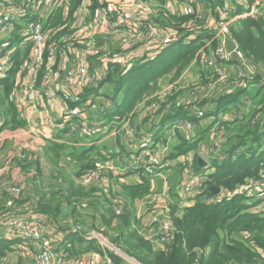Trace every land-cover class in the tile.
<instances>
[{
    "label": "built area",
    "instance_id": "obj_1",
    "mask_svg": "<svg viewBox=\"0 0 264 264\" xmlns=\"http://www.w3.org/2000/svg\"><path fill=\"white\" fill-rule=\"evenodd\" d=\"M238 1L243 4L244 11L233 15L229 0H224L214 13L210 12L203 0H162L165 12L191 17L175 28H165L152 20L159 6L154 0H0V79L6 78L13 66L19 64L10 100L25 125L15 133L22 135L27 131V124H41L44 117H56L55 112L61 117L65 115L66 121L75 119L69 124L76 126L71 134L75 144H90L91 136L97 134L98 125L103 124L108 131H113L109 134L120 138L124 152L118 147L107 155L102 153L103 159L99 165L84 171L78 177V184L87 187L102 183L108 191L117 179L132 177L135 184L143 183L146 178L150 180L152 191L136 204V215L140 223L139 232L156 250H165L176 232L173 219L169 216V207L160 205V201L169 199L170 195L168 182L161 178L172 167L181 176L174 192L176 197L174 201L170 200V213L174 202L181 210L194 205L198 195L208 186L209 174L214 171L212 159L225 158L220 146L226 142V137L225 131L220 130V124L233 119V114L229 112L218 123L212 124L207 134L214 139L217 152L210 155L208 141L200 137L196 120L191 116L174 119L168 116L165 119L168 109L179 108L188 110L196 119L206 118L207 111L201 102L205 96L212 95L210 91L205 90L201 94L199 90L191 89L184 95L178 94L177 81L145 97L128 117L112 122H109L112 119L92 120L89 112L92 114V109L99 106L94 100L100 97L92 95L84 101L83 95L87 88L97 84V78L101 75L105 77L110 65H120L124 72L135 62L151 60L171 44L179 40L191 41L203 32L210 35L205 43L208 45L210 40L218 39L217 55L230 59L231 54L225 45L233 22L255 15L264 19V0H254L252 3ZM58 16L60 19L55 20ZM160 28L165 30L161 32ZM256 73L257 68L245 60L243 71H239L233 84L221 72L215 92L218 95L231 94L237 86L246 87L247 83L254 81ZM223 83L226 85L223 86ZM1 114L0 118H4ZM146 120L149 122L144 127ZM3 123L0 121V128ZM52 129L51 126L44 131L52 135ZM175 133L181 135L183 140L197 142L196 148L172 156L176 151L169 139ZM106 134L105 130H101V135ZM24 136L28 137L26 145L42 144L38 137L31 134ZM196 161H202L199 164L204 171L197 169ZM263 178L264 171H261L258 178L247 179L234 189L221 187L207 202L221 203L236 195H244L250 197L249 204L254 211L259 204H252L251 196L261 198ZM158 181H162V189L157 187ZM11 190L18 192L20 189L12 187ZM111 202L117 216L126 212L128 203L124 197L117 195ZM29 228L24 227L28 231ZM73 230L78 229L73 227ZM80 232L87 239H100L94 234ZM18 238L28 240L24 234ZM103 241L116 254L121 251L107 238ZM42 247L36 253V264H57L55 259L62 261V264H114L112 257L105 252H86L80 258L73 259L65 257L60 249L56 250L59 252L57 259L50 245ZM259 251L264 258V249ZM199 253H203V250ZM91 256L94 259L91 260Z\"/></svg>",
    "mask_w": 264,
    "mask_h": 264
},
{
    "label": "trees",
    "instance_id": "obj_2",
    "mask_svg": "<svg viewBox=\"0 0 264 264\" xmlns=\"http://www.w3.org/2000/svg\"><path fill=\"white\" fill-rule=\"evenodd\" d=\"M203 1L212 13L224 2V0ZM229 1L232 5L233 15L243 13L244 6L241 1ZM243 1L254 2V0ZM154 2L159 6L156 8L157 12L152 20L162 27L175 28L191 18L165 12L162 0H154ZM214 18L217 19V17ZM59 19L60 16L55 20ZM203 24L204 22L201 21L202 26H204ZM164 30V28H160L161 32ZM207 39H210V35L203 32L198 38L191 41L179 40L164 49L154 59L135 62L131 68L124 72L120 65L112 64L105 77L103 78L101 75L100 78H97V84L87 88L83 95L84 101L92 95L100 97L94 100L99 106L92 109V114L89 112V117L92 120L107 118L109 120L113 118L109 122L123 120L129 116V113L141 100L162 88L161 80L169 76V84L176 83L185 70L193 66L196 61L199 70L198 81L196 84L192 83L191 89L199 90L201 94L205 90L212 93L209 97L203 98L201 106L205 108L206 104L209 102L212 104L216 99L217 115L229 111L237 113L234 121H224L220 124V130L225 131L226 137V142L221 148L225 158L212 159L214 171L209 174L208 186L204 188L196 203L183 210L179 208L177 202L171 204L176 232L165 250H156L152 243L139 232V221L134 204L136 200L145 198L151 193L150 180L146 178L143 183L137 184L121 183L118 196L124 197L127 201V210L120 216H117L114 210L110 217L103 215L102 223L108 230L115 232L111 235L114 245L140 264H264V258L259 251V249H264V213L251 209L250 197L236 195L221 203L206 201L213 196L210 186L234 189L237 185L245 183L247 179L258 178L261 171H264V19L255 15L241 17L233 22L227 32L225 45L228 53L231 54L230 59L217 55L218 39L210 40L208 45L205 43ZM245 60L257 68L256 79L247 83L246 87L237 86L231 94L218 95L215 89L219 85L221 72L225 73L233 84L239 71H243ZM18 65L16 63L13 66L6 78L0 79V103L2 106L0 116L1 113L4 115V118H0V121H4L1 130L9 128V126V129H16L25 125L24 121L19 118L16 106L10 100ZM225 85L226 83H223V86ZM101 88H105L107 91L100 92ZM111 92H113L112 97L108 96V93ZM178 94L184 95L186 92L179 90ZM241 103L242 111L238 109ZM174 111L176 113L170 116L173 119L179 116L189 118L191 114L183 108L174 109ZM213 113L214 111L208 110L206 115ZM102 114L107 116H102ZM191 117L196 119L192 114ZM202 131L205 136L206 131ZM119 144L124 152V145L120 138L114 142L117 147ZM196 146L197 142L183 140L175 146L176 153L172 156L195 149ZM49 147L50 149L46 148L47 157L51 156L52 158L54 153L59 155L52 158L54 161L64 154L60 150L62 148L60 145ZM94 147L99 149L96 145ZM208 148L210 155L217 152L213 145L211 147L208 145ZM21 151V156H11L9 153L6 156V169L4 173L0 172V183L3 182L9 186V189L1 192L0 202L4 205L7 203L4 196H9V201H13L15 204L12 208H3L5 205H2L0 210L8 213L17 211V206L20 205L21 208L28 200L21 190L18 192L11 190L12 187L21 189L19 185L21 179L12 177L14 169L19 166L22 157L26 156V147L24 146ZM90 151V148L85 147L72 153L73 156L69 155L80 166L76 172L79 176L84 172V168L90 166L94 160L90 158L88 153ZM100 157H102V153H100ZM88 158L89 162L86 163L85 160ZM195 163L199 171H204L198 161ZM8 170L10 171L6 173ZM76 181H70L69 187L64 190L65 192L69 190L66 195L68 202H72L73 195H77L78 198H92L95 189L82 187ZM28 184L31 183L28 182ZM171 195L176 197L174 192ZM51 204L52 202H41L38 210L49 217L51 223L55 224L60 219L61 205L52 206ZM109 207L112 208V202ZM118 218L119 223L115 227L117 223H114V220ZM54 226H56L55 232H60L63 229L60 225ZM78 239L77 243L67 249L71 253L62 250L65 257L74 256L72 250L76 249L75 245L77 244L80 246L77 251H74L77 252L76 254L103 252L97 240L87 239L83 236H79ZM201 250L203 253H199ZM110 256L114 264H127L121 256L113 251L110 252Z\"/></svg>",
    "mask_w": 264,
    "mask_h": 264
},
{
    "label": "rangeland",
    "instance_id": "obj_3",
    "mask_svg": "<svg viewBox=\"0 0 264 264\" xmlns=\"http://www.w3.org/2000/svg\"><path fill=\"white\" fill-rule=\"evenodd\" d=\"M155 58V57H154ZM153 58V59H154ZM194 61L193 66L186 69L183 75L178 80L179 86L176 87L181 91H185L188 93L191 90L192 83L196 84L198 81L199 70ZM169 77V76H168ZM168 77L161 80L162 89L169 86ZM172 77V76H171ZM113 88L111 89V91ZM107 91L105 88H101L100 92ZM108 96L112 97L113 92L108 93ZM216 99L211 104L210 102L205 107L206 111H214L216 113ZM249 102V101H248ZM241 111L243 110L242 103L239 105ZM230 113L237 114L236 112ZM33 114V112H32ZM56 117L47 116L44 117L43 122L40 124L30 125L27 124V131L22 132V136L31 134L35 137H38L42 144L41 146L34 145L35 143H31L30 145H25L26 147V156L22 157L19 166L14 169L12 177H19L21 179L19 185L21 186V191L28 197V200L22 205L17 206V211H11L10 213L4 212L0 210V245L5 242V237L8 235L10 237H18L19 235L27 236L26 239H37L32 246L25 247L26 249L16 248L3 250L0 249V264H36V253L39 249H42L45 244L50 245L53 248V255L58 259L59 252L56 251L55 244H52L53 238L57 237V232H55L54 225H60L63 227L61 230L64 233L66 230L74 227L82 232L91 233L92 235L98 236L100 239L96 238L102 247V251L107 253L110 256V252H115L110 249V246L103 241V239H108L109 242L113 243L111 240V235L115 232L112 230H108L107 227L102 223L103 215L106 217H110L112 214L111 207L107 206L105 202V197L103 195V189L100 183H96L99 187H86L87 189L94 188L93 197L90 199L87 198H78L77 195H73L71 197V203L68 202V191H64L67 187H69L70 181H76L79 177V174L76 172L79 170V165L69 158L67 155H72V153H76L78 151L77 147L72 142V133L75 129V125H70L75 119H70L68 121L64 120L65 115L62 117L55 112ZM74 114V113H73ZM72 114V115H73ZM60 116V118L58 117ZM207 123H211L215 120L214 116L206 117ZM149 121H144L143 125L146 127ZM218 123V122H217ZM216 124V123H215ZM53 127L52 135L48 134L44 131L45 128ZM23 127V126H22ZM10 128V126H9ZM5 128L2 130V136L0 139V172L5 171L6 169V156L10 153L11 156L22 155V151L24 146L19 145L10 135L16 130L19 131L21 127L16 129ZM101 130H105L106 133H112L113 131H108L107 128L101 124L96 127L97 134L91 136V142L94 137L104 138L105 135H101ZM28 137H26V141ZM98 140V138H94V141ZM210 147L213 145L215 150L217 149L216 143L214 139L212 140L210 136L206 139ZM114 139L109 138L104 141H98V153L94 152L90 155V158L94 159L92 164L88 167L84 168L86 170L95 169L100 161L103 159L100 157V153L107 155L108 153L113 152L117 146H114ZM181 135L175 133L172 137H170L169 142L172 146L178 145L182 142ZM95 143L92 142V145ZM51 145H60L62 148L60 149L64 154L57 159V161L52 160V158H56L57 155L54 153L51 156H46V151L50 149ZM2 147V148H1ZM222 147V145L220 146ZM219 147V148H220ZM58 150V149H57ZM40 151L43 155H40ZM85 162H89V158L85 160ZM13 170V169H12ZM8 170L6 173H8ZM161 180H166L169 184H171V191L169 195V199H162L160 201L161 207H169V216L172 220V214L170 213V200L174 201V196L171 195L175 191L176 184H178L181 180V176L177 173H172L168 171L165 173L164 178ZM128 183H132L134 180L132 178L127 179ZM162 181H158V185L163 186ZM208 181V180H207ZM256 181V180H254ZM28 182L31 184L29 185ZM77 182V181H76ZM123 182V181H122ZM261 185V198L257 199L256 196H251L252 204L258 203V208H254V211H264V178L262 180ZM256 183V182H255ZM30 187V188H28ZM5 189H9L8 185H5L3 182L0 183V195L1 192ZM67 193V194H66ZM114 193V192H113ZM110 197L112 196V194ZM71 194V192H70ZM120 193L115 191L114 195L117 196ZM51 195V197H48ZM4 199L7 200L5 203V207H3V203L0 202V208H9L14 207L15 204L13 201H9V196H4ZM258 200V201H257ZM143 200L137 201L138 203ZM41 202H52V206L61 205V213L59 215V221H56L55 224L49 221V217L43 215V212H39V204ZM110 204V203H109ZM3 205V206H2ZM2 208V209H3ZM109 208V209H108ZM264 213V212H263ZM117 221V222H116ZM114 223H117L115 227L118 226L119 218L114 220ZM25 226H30L29 231L25 230ZM60 231V232H61ZM57 239V238H56ZM102 239V240H101ZM114 244V243H113ZM15 245V244H14ZM76 246V247H75ZM76 248L74 251L78 250L79 244L75 245ZM17 247H20L18 244ZM71 257L73 259L80 258L82 254H76ZM117 255L121 256L127 264H138L136 259L133 257H129L123 250L117 252ZM94 259L91 256V260ZM15 261V262H14ZM57 264H62V261L56 260ZM12 262V263H11ZM33 262V263H32ZM68 264V262H65ZM73 264H76L75 262Z\"/></svg>",
    "mask_w": 264,
    "mask_h": 264
},
{
    "label": "crops",
    "instance_id": "obj_4",
    "mask_svg": "<svg viewBox=\"0 0 264 264\" xmlns=\"http://www.w3.org/2000/svg\"><path fill=\"white\" fill-rule=\"evenodd\" d=\"M0 105H1V103H0ZM1 110H2V106H1ZM174 109L173 110H171V109H168L167 110V112H166V114H167V116H166V118L165 119H167L168 118V116H171V115H173L174 114ZM227 113H229V112H227ZM227 113H221L220 115H217V112L216 113H213L212 115H208V116H206V117H211V116H214L215 117V120H214V123L215 122H219V120L221 119V117L222 116H224L225 114H227ZM237 114H234L232 117H233V119H231L230 121H234V119H235V116H236ZM102 116H107V115H105V114H102ZM191 116V115H190ZM108 119V118H107ZM113 119V118H112ZM196 120V122L199 124V129H198V133L200 134V137L201 138H206L207 137V134H205V136L203 135V131L202 130H205L206 131V133H208L209 132V130H210V128L212 127V124H213V121L211 122V123H207V119L206 118H201V119H195ZM224 122V121H223ZM223 122H221V123H223ZM165 123V122H164ZM220 127H221V125H220ZM17 131V130H16ZM15 131V132H16ZM15 132H13V133H11V137L19 144V145H23V146H25L26 145V143H27V141H26V136H22V135H18V134H16ZM0 139H1V136H2V130H1V128H0ZM94 138H98V140H96V141H94ZM93 138V140H92V142H94L95 144L94 145H96V146H98V144H97V142L98 141H104L105 139H109V138H113L114 139V141H116L118 138H115L114 136H112V135H110V134H106L105 135V137L104 138H101V137H94ZM183 140V139H182ZM113 141V142H114ZM92 142L90 143V144H80V143H74V145L77 147V149H78V151H80V149H82V148H85V147H87V148H90L91 149V151L90 152H88L89 153V155H91V154H93L94 152H97L99 149H97V148H95L94 147V145H92ZM171 144V143H170ZM34 145H36V146H41V144H39V143H35ZM115 146V145H114ZM171 146H172V144H171ZM176 146V145H175ZM174 146V147H175ZM118 147H121V144H119L118 145ZM40 155H43V153L41 152V154ZM88 155V154H87ZM67 156H69V155H67ZM88 157V156H87ZM69 158H70V156H69ZM71 159V158H70ZM75 162V161H74ZM175 169L176 168H174V167H172V168H170V169H168L167 171H166V173L169 171L170 172V174H172V173H177V169H176V171H175ZM128 178H132V177H126V178H123V179H117V180H115L114 182H113V187L112 188H109L108 189V191H106V188L102 185V183H100V185H101V187H102V189H103V195H104V197H105V202H106V204H107V206H109V203L111 202V199H113L114 197H115V195H114V193H115V191H120V189H121V187H120V185H121V183H128V181H127V179ZM133 179V178H132ZM134 180V179H133ZM123 181V182H122ZM77 184H78V178H77ZM131 184H135L134 183V181L131 183ZM78 185H80V184H78ZM80 186H82V185H80ZM92 186H95V187H99V186H97V184H95V185H91V186H87V187H92ZM168 186H169V188H170V191H171V184H169L168 183ZM176 186H177V184H176ZM82 187H85V186H82ZM157 187L159 188V189H162L163 188V186H161V185H157ZM86 188V187H85ZM114 192V193H113ZM175 192V191H174ZM111 193H113L112 194V196L110 197V195H111ZM120 195V194H119ZM201 196V194L200 195H198V197H200ZM141 199H143V198H141ZM141 199H139V200H136L135 201V204H134V208H135V211H136V214H137V210H138V207H137V205H138V202L137 201H140ZM137 204V205H136ZM109 209V208H108ZM111 211H112V213H113V209H110ZM43 215H45V214H43ZM46 216V215H45ZM139 221V220H138ZM139 227H140V223H139ZM70 232H73V233H70ZM79 236H82L81 235V232L80 231H78V230H73V227H71L70 229H68V230H66L64 233H62V231L61 232H57V239L56 238H53V242H52V244H55V247L54 248H56V250H60V249H62V250H66L67 252H69L67 249L69 248V247H71L73 244H75V243H77L78 241L77 240H79L78 239V237ZM33 243H35V241L32 239H28V240H25V239H22V238H18V237H10V236H6L5 237V242L4 243H1V245H0V249L2 248L3 250H9V249H16V248H21V249H26V247H25V245L24 244H26L27 246H32V244ZM15 244V245H14ZM18 244L20 245V247H17L18 246ZM69 253H71V252H69ZM12 263V262H11ZM33 263V262H32ZM34 264V263H33Z\"/></svg>",
    "mask_w": 264,
    "mask_h": 264
},
{
    "label": "water",
    "instance_id": "obj_5",
    "mask_svg": "<svg viewBox=\"0 0 264 264\" xmlns=\"http://www.w3.org/2000/svg\"><path fill=\"white\" fill-rule=\"evenodd\" d=\"M200 163H202V161H199ZM210 190L213 192V193H218L220 191V187H216V186H210L209 187ZM130 257V256H129ZM138 264H140L138 261H136Z\"/></svg>",
    "mask_w": 264,
    "mask_h": 264
},
{
    "label": "clouds",
    "instance_id": "obj_6",
    "mask_svg": "<svg viewBox=\"0 0 264 264\" xmlns=\"http://www.w3.org/2000/svg\"><path fill=\"white\" fill-rule=\"evenodd\" d=\"M221 188V187H220ZM215 194H217V193H213V196L215 195ZM207 201V200H206ZM210 203V202H209Z\"/></svg>",
    "mask_w": 264,
    "mask_h": 264
}]
</instances>
